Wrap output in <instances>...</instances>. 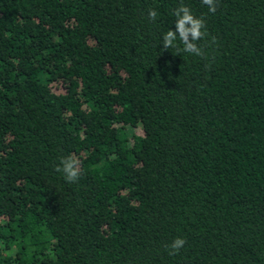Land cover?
I'll list each match as a JSON object with an SVG mask.
<instances>
[{
  "label": "trees",
  "instance_id": "1",
  "mask_svg": "<svg viewBox=\"0 0 264 264\" xmlns=\"http://www.w3.org/2000/svg\"><path fill=\"white\" fill-rule=\"evenodd\" d=\"M215 4L0 0V264H264V0Z\"/></svg>",
  "mask_w": 264,
  "mask_h": 264
},
{
  "label": "clouds",
  "instance_id": "2",
  "mask_svg": "<svg viewBox=\"0 0 264 264\" xmlns=\"http://www.w3.org/2000/svg\"><path fill=\"white\" fill-rule=\"evenodd\" d=\"M202 3L209 7L211 12L216 11L215 0H202ZM175 16L177 17L175 22V30H169L163 36V47L168 49L174 46V41L179 40L183 43L184 51L193 53L195 55H201V49L197 46L195 41L201 39L205 33L202 29L205 27V23L202 19L196 18L191 10L184 5H181L175 10ZM157 12L155 10L149 11V18L155 20ZM79 160L74 156H68L62 158L60 166L57 167V171L63 172L65 179L69 182H75L80 176ZM186 243L183 238H177L171 244L172 253H177Z\"/></svg>",
  "mask_w": 264,
  "mask_h": 264
}]
</instances>
